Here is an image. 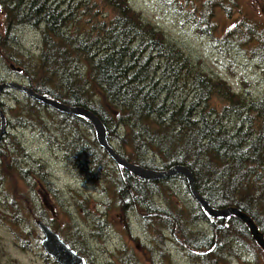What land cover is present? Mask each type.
I'll use <instances>...</instances> for the list:
<instances>
[{"label": "rangeland", "instance_id": "rangeland-1", "mask_svg": "<svg viewBox=\"0 0 264 264\" xmlns=\"http://www.w3.org/2000/svg\"><path fill=\"white\" fill-rule=\"evenodd\" d=\"M128 3L145 27L142 34L150 32L147 38L163 45L167 53L171 49L184 52L197 71L224 81L243 100L264 101V0ZM2 7L0 86L12 82L53 92V87L45 85L46 79L42 80L45 70L37 64L44 27L25 25L13 29V21L5 24ZM109 10L105 5L104 12ZM84 26L88 30L87 22ZM9 34L15 35L19 44L14 45L12 40L4 43ZM157 75L162 77L161 72ZM61 90L55 93L60 95ZM207 104L208 111L217 116L226 106L214 96ZM59 113L16 89H1L0 114L4 117H0V264H57L35 246L36 240L43 238L36 225L41 216L63 241H76L72 245L90 264H201L190 253L206 259L204 264H264L263 250L232 219L211 218L206 212L213 222L201 219V206L182 178L167 177L151 191L144 185L142 192H148L144 201L133 200V195L132 211L120 208L118 198L123 200L129 191L121 178V166L106 159L98 163L103 166L98 176H82L91 165L70 158L73 155L68 153L69 142L79 137L91 144L96 141L94 130L76 123L68 130L61 126ZM247 115L228 116L224 124L231 130V124ZM69 131H74L71 136ZM162 165L160 162L149 169L169 170ZM41 170L48 172V181L41 178ZM117 176L122 181L120 189H116ZM207 238H212V243Z\"/></svg>", "mask_w": 264, "mask_h": 264}, {"label": "trees", "instance_id": "trees-1", "mask_svg": "<svg viewBox=\"0 0 264 264\" xmlns=\"http://www.w3.org/2000/svg\"><path fill=\"white\" fill-rule=\"evenodd\" d=\"M0 5L5 11V24L13 21V29L25 25L44 27L37 64L45 70L42 80L46 79L45 85L53 87V92L33 89L36 93L95 114L105 126L111 146L129 163L144 169L156 168L160 162L165 169L188 168L195 190L211 208H239L264 234V101L247 102L224 81L197 71L184 52L171 49L167 53L163 45L147 38L150 32L142 34L145 27L128 0H0ZM105 5L109 12H104ZM13 36L9 34L4 43L12 40L14 45L19 44ZM59 90L60 95L55 93ZM213 96L226 104L220 116L208 111L207 102ZM30 100L37 102L31 97ZM245 113L248 115L244 120L227 129L224 120L228 116L241 118ZM59 118L61 126L68 130L73 123L92 128L81 117L59 113ZM73 132L69 131V135ZM69 143L68 153L73 155L70 158L91 165L82 176L93 179L103 168L99 161L111 159L96 141L90 144L73 137ZM111 163L115 165L113 160ZM120 172L129 191L123 200L117 195L115 198L120 208H127L126 212L135 206L133 195V200L140 202L147 198L148 192H142L144 185L150 189L165 180L140 179L122 167ZM41 173V178L48 181V172ZM171 177L182 178L191 193L182 174ZM121 178L117 176L115 180L116 189L121 188ZM201 207V219L213 222ZM45 218L41 216L40 220L49 225ZM230 219L250 234L238 218H227ZM211 239L207 238L209 243ZM65 241L82 256L72 245L76 241ZM36 242V248L42 250L41 240ZM194 247L198 249V245ZM189 256L201 264L207 261L191 253Z\"/></svg>", "mask_w": 264, "mask_h": 264}, {"label": "water", "instance_id": "water-1", "mask_svg": "<svg viewBox=\"0 0 264 264\" xmlns=\"http://www.w3.org/2000/svg\"><path fill=\"white\" fill-rule=\"evenodd\" d=\"M2 88H13L21 93L26 94L27 96L35 99L43 103L46 106H49L60 113L63 114H70L76 117H81L87 120L91 125L95 133L96 141L98 145L106 151L108 156L118 165L130 171L133 175L140 179L150 180L159 177H165L171 174H182L188 182L189 188L193 196L197 199L199 204L202 206L203 210L211 217V218H227L229 216H234L240 219L243 223H245L252 235L253 239L257 242V244L261 247L264 252V234L260 232L259 228L252 220L250 216L246 213L241 211L237 208H225V209H213L211 208L206 201H204L194 190L193 186V177L191 172L182 166L173 167L167 171L160 172L154 170L144 169L141 166H138L133 163H129L119 157L115 152L113 146L109 143L107 139V132L106 128L100 119L90 112L89 110L77 107V106H70L63 104L57 100L51 99L47 96L40 95L36 93L33 89L18 85L16 83H6L0 86V90ZM0 117L3 118L4 116L0 114ZM36 225L40 232L42 233V240L41 246L44 252L50 256L57 264H87L86 260L76 253L75 250L71 249L61 238L60 236L52 231L47 225H45L42 221L37 220Z\"/></svg>", "mask_w": 264, "mask_h": 264}, {"label": "bare ground", "instance_id": "bare-ground-1", "mask_svg": "<svg viewBox=\"0 0 264 264\" xmlns=\"http://www.w3.org/2000/svg\"><path fill=\"white\" fill-rule=\"evenodd\" d=\"M0 92H1V90H0ZM116 152V151H115ZM117 153V152H116ZM118 155V154H117ZM119 156V155H118ZM120 157V156H119ZM182 167H184V166H182ZM186 168V167H185ZM188 169V168H187ZM189 170V169H188ZM165 171H167V170H165ZM190 171V170H189ZM160 172H164V171H160ZM191 172V171H190ZM176 174H179V173H176ZM176 174H171V175H168V176H165V177H159V178H155V179H150V181L151 180H160V179H165V178H167V177H171V176H173V175H176ZM192 174V173H191ZM192 177H193V175H192ZM193 186H194V179H193ZM194 190H195V187H194ZM196 191V190H195ZM197 192V191H196ZM197 194H198V192H197ZM199 195V194H198ZM200 196V195H199ZM201 197V196H200ZM195 198V197H194ZM202 198V197H201ZM196 199V198H195ZM203 199V198H202ZM197 200V199H196ZM204 200V199H203ZM205 201V200H204ZM207 202V201H206ZM199 203V202H198ZM208 203V202H207ZM209 205V204H208ZM210 206V205H209ZM228 208H231V207H228ZM232 208H236V207H232ZM237 209H239V208H237ZM229 217H231V216H229ZM233 217H235V215L233 216ZM237 218V217H236ZM240 220V219H239ZM241 221V220H240ZM242 222V221H241ZM44 223V222H43ZM243 223V222H242ZM45 224V223H44ZM245 224V223H244ZM45 225H47V224H45ZM246 225V224H245ZM51 230H52V228L49 226V225H47ZM247 226V225H246ZM249 227V226H248ZM250 228V227H249ZM53 231V230H52ZM252 236V235H251ZM253 238V237H252ZM254 240V239H253ZM255 241V240H254ZM65 242V241H64ZM66 243V242H65ZM255 243L257 244V242L255 241ZM67 244V243H66ZM70 248H71V246L69 245V244H67ZM258 245V244H257ZM259 246V245H258ZM260 247V246H259ZM261 248V247H260ZM72 249V248H71Z\"/></svg>", "mask_w": 264, "mask_h": 264}]
</instances>
